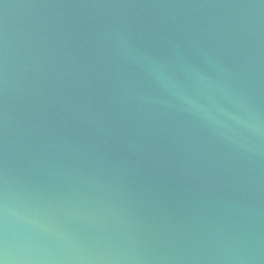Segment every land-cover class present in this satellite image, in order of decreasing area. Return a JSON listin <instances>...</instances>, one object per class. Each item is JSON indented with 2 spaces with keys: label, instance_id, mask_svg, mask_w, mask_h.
I'll return each instance as SVG.
<instances>
[{
  "label": "water",
  "instance_id": "water-1",
  "mask_svg": "<svg viewBox=\"0 0 264 264\" xmlns=\"http://www.w3.org/2000/svg\"><path fill=\"white\" fill-rule=\"evenodd\" d=\"M0 264H264V0H0Z\"/></svg>",
  "mask_w": 264,
  "mask_h": 264
}]
</instances>
